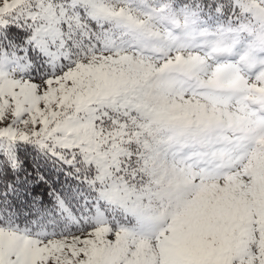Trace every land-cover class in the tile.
I'll list each match as a JSON object with an SVG mask.
<instances>
[{
    "label": "snow or ice",
    "instance_id": "obj_1",
    "mask_svg": "<svg viewBox=\"0 0 264 264\" xmlns=\"http://www.w3.org/2000/svg\"><path fill=\"white\" fill-rule=\"evenodd\" d=\"M0 264H264V0H0Z\"/></svg>",
    "mask_w": 264,
    "mask_h": 264
}]
</instances>
